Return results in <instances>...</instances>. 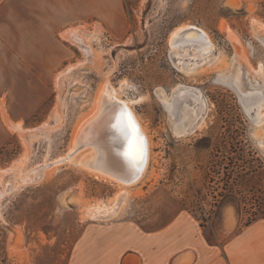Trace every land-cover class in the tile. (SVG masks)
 I'll list each match as a JSON object with an SVG mask.
<instances>
[{"label":"rangeland","instance_id":"rangeland-1","mask_svg":"<svg viewBox=\"0 0 264 264\" xmlns=\"http://www.w3.org/2000/svg\"><path fill=\"white\" fill-rule=\"evenodd\" d=\"M125 8L123 31L94 30L80 42L73 38L76 44L64 48L65 62L52 78L14 81L16 110L0 113V229L6 234L7 264H68L71 249L87 231L113 233L116 242L129 247H217L225 263L240 249L264 248L262 215L247 227L244 210H259L256 195L264 211V108L256 119V111L246 109L254 100L242 95L252 93L257 82L264 84V0H125ZM222 23L254 71L248 66L235 71L242 93L222 76L237 60ZM182 25H196L212 36L217 48L211 61L190 60V55L181 63L172 53L173 31ZM184 50L192 54L196 47ZM176 64L196 67L187 74ZM42 68L51 71L52 65ZM107 82L133 101L151 137L152 156L120 210L95 221L88 211L102 202L109 205L123 191L122 182L97 179L79 164L61 161ZM186 88L205 101V108L196 125L178 135L174 123L195 103L177 98L170 111L163 99ZM44 164L52 165L42 181L25 184ZM253 168L259 171L257 182L250 181ZM228 185L243 187L241 205L237 193L227 196ZM168 231L165 239H146L147 233ZM26 248L33 249L31 257Z\"/></svg>","mask_w":264,"mask_h":264},{"label":"crops","instance_id":"crops-1","mask_svg":"<svg viewBox=\"0 0 264 264\" xmlns=\"http://www.w3.org/2000/svg\"><path fill=\"white\" fill-rule=\"evenodd\" d=\"M126 25L125 0H0V113L16 110L14 81L52 78L65 62L64 48L76 44L73 38L80 42L94 30L121 32ZM46 64L51 71L42 68ZM168 234L147 233L146 239ZM115 236L85 232L68 264H264V248L240 249L225 263L217 247H129ZM26 250L31 257L33 249Z\"/></svg>","mask_w":264,"mask_h":264},{"label":"bare ground","instance_id":"bare-ground-1","mask_svg":"<svg viewBox=\"0 0 264 264\" xmlns=\"http://www.w3.org/2000/svg\"><path fill=\"white\" fill-rule=\"evenodd\" d=\"M221 29L227 32L230 41L235 45L237 57L232 72L230 74L225 73L230 71L229 66H227V68L222 71L224 73L222 76L224 79L230 78L234 88L241 92L239 85V72L235 73V71H239L242 66H248L251 72L254 71H252V67L250 66V62L248 61L243 47L229 29V26L222 23ZM237 43L239 45H236ZM171 47L172 53L175 56L177 55L180 57L182 61L181 63H185L184 59L190 55L193 57L190 60L195 59V61H206L209 59L207 61H211L210 56L216 50L217 45L212 36L205 29L196 25H182L173 31ZM188 47H196V50H193V53L191 54L184 50ZM177 67L181 71L191 74L196 66L190 68V70H184L178 65ZM260 74L264 79L263 71ZM256 75L258 74L256 73ZM110 84L111 83L107 82L106 85H104L105 87L103 86L104 88L101 89L91 114L89 113L90 115L88 114L89 116L87 117L84 116L86 117L82 118L84 120H80L81 122L77 125L73 136L74 145L69 154L62 158L61 161L77 163L83 169L86 168L97 179L106 180L115 184L118 181H120V183L122 182V185L120 184L119 186L123 191L118 196L111 198L109 205L102 202L96 204L94 208L88 211L90 213L93 211L92 216L100 220H108L120 210L126 192L128 193V188L131 187V184L133 183L137 184V182L141 180L140 178L145 175L152 156L151 137L149 136L148 130L143 124V121L133 108V101L123 99L120 95L119 89ZM253 89L252 93H245L242 95L245 100H254V103L250 106L247 105L246 109L248 113L256 111V119H259L262 117L261 113L264 108V84L261 85L257 82ZM177 98H191L195 103L193 108L187 106L189 113L185 110L184 112L187 114L185 113L186 115L182 118V121L174 123L173 125L176 134L181 135L187 133L196 125L199 116L205 108V101H203L199 95L187 90V88L179 89L172 99H168L164 96L163 100L170 111L173 109V103ZM125 109H128V111L132 113L136 123L139 125L142 136L146 138V155L142 159L135 149L130 156L125 155V153L128 152V140L116 127H114L117 120L120 118L121 113L124 112ZM50 165L52 164L42 165L40 170L36 171L37 177L46 173Z\"/></svg>","mask_w":264,"mask_h":264},{"label":"snow or ice","instance_id":"snow-or-ice-1","mask_svg":"<svg viewBox=\"0 0 264 264\" xmlns=\"http://www.w3.org/2000/svg\"><path fill=\"white\" fill-rule=\"evenodd\" d=\"M114 127L128 140V152L125 155L130 156L135 149L142 159L146 155V138L142 136L132 113L125 109Z\"/></svg>","mask_w":264,"mask_h":264},{"label":"trees","instance_id":"trees-1","mask_svg":"<svg viewBox=\"0 0 264 264\" xmlns=\"http://www.w3.org/2000/svg\"><path fill=\"white\" fill-rule=\"evenodd\" d=\"M255 160L260 161L259 159H253V161H255ZM238 166L240 168H243V165L242 166L238 165ZM252 173H253V177L250 181L251 182H255V181L257 182L256 178L259 176L258 175L259 171L257 169L253 168ZM236 186H238V185H235V187H231L230 185H228V188L230 189V191H229V195H227V196H232L234 192L237 193V195H239V198L235 197L237 202L239 203L237 205H241V203L244 202V200L246 199V196H245L246 194H244L245 192L241 190V188H243V187H240V185H239V188H238L239 190H238V189H235ZM251 192L254 194H257L258 192L261 193V191L259 189H254ZM262 193H264V192H262ZM255 197L258 198V199H254V200H256V206L259 207V210L249 211L247 208L244 209L245 213L249 216L247 219V222L245 224V226H247V227L259 220L258 213L262 215L260 217V219L264 220V211H262L263 203L261 202V199H259L260 196L255 195ZM5 236H6L5 232L2 229H0V264H7V259H5V257L2 256V254H5V246L4 247L2 246V244L5 243Z\"/></svg>","mask_w":264,"mask_h":264},{"label":"water","instance_id":"water-1","mask_svg":"<svg viewBox=\"0 0 264 264\" xmlns=\"http://www.w3.org/2000/svg\"><path fill=\"white\" fill-rule=\"evenodd\" d=\"M193 30V29H192ZM182 34V33H181ZM128 110V109H127ZM35 173V172H34ZM32 174V176L28 177L26 180H25V184H37L39 182L42 181V179L44 178L45 176V173L42 174L41 176L37 177L36 174ZM93 215V211H91V213L89 212V216L91 217L92 220H95V221H102L100 219H97L95 218ZM105 221V220H104Z\"/></svg>","mask_w":264,"mask_h":264}]
</instances>
